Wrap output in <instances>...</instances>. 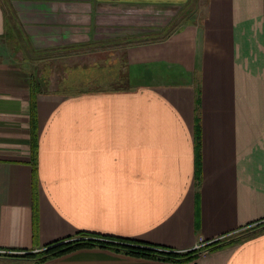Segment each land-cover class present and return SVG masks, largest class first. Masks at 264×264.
<instances>
[{
	"label": "crops",
	"instance_id": "crops-1",
	"mask_svg": "<svg viewBox=\"0 0 264 264\" xmlns=\"http://www.w3.org/2000/svg\"><path fill=\"white\" fill-rule=\"evenodd\" d=\"M254 4L0 0V264H264ZM53 68L68 75L52 89ZM77 240L96 241L45 262L7 256ZM201 243L217 245L186 260L122 248Z\"/></svg>",
	"mask_w": 264,
	"mask_h": 264
},
{
	"label": "trees",
	"instance_id": "trees-1",
	"mask_svg": "<svg viewBox=\"0 0 264 264\" xmlns=\"http://www.w3.org/2000/svg\"><path fill=\"white\" fill-rule=\"evenodd\" d=\"M194 2V0H193ZM193 14L194 10L191 11ZM191 14H188L185 18V22L189 21V17ZM172 30H168L167 33H171ZM38 88V84H36V81H33V86L31 89L32 92V99L34 100L36 98V95L38 93L37 91ZM196 104H197V109L199 107L200 104V92L197 95V100H196ZM34 120V119H33ZM89 241V242H88ZM96 240H77V241H69V242H64V243H60V244H54L52 246L47 247L45 250L40 251V252H23V253H17L15 255H7L8 258L11 259V262H30V261H36V262H45L53 257H57V256H61L64 255L66 253H69L73 250H76L78 248H82V247H86L89 245H93V243ZM103 242H106L105 240H101ZM100 244H102L101 242H99ZM120 245V244H119ZM213 247H215L217 244H212ZM123 249H126L127 251L131 252V253H135L138 255H143V256H152V257H162V258H167L170 260H186V259H195L199 257V252L198 250H194L191 252H187V253H173V252H166L164 250H162L161 252H154L152 249L149 248H144V247H137V246H130V245H123L122 247ZM210 248V247H209Z\"/></svg>",
	"mask_w": 264,
	"mask_h": 264
},
{
	"label": "rangeland",
	"instance_id": "rangeland-1",
	"mask_svg": "<svg viewBox=\"0 0 264 264\" xmlns=\"http://www.w3.org/2000/svg\"><path fill=\"white\" fill-rule=\"evenodd\" d=\"M204 2V4H205V1H203ZM203 4V3H202ZM202 5V8H201V10H202V16H201V18L202 19H205L206 17H207V6L206 5ZM255 9L256 10H262L263 9V0H255ZM195 8H197V1H196V4L195 5H192V7H191V10H193V9H195ZM197 13V12H196ZM195 15V13L194 14H192L190 17H189V21L191 20V18L193 17ZM195 19H198V13H197V15H196V17L195 18H193L191 21H194ZM257 20H262V19H264V18H256ZM182 22V20H180L179 22H177L176 24L177 25H179V23H181ZM183 23V22H182ZM259 34L260 35H264V27L263 28H260L259 29ZM252 48V47H251ZM68 69L70 70V68H71V65L69 64L68 66ZM43 68L41 67V70H42ZM69 70H68V72H69ZM46 71H47V69H46ZM48 72H49V70L45 73V75L46 76H48ZM57 72V73H56ZM70 73V72H69ZM71 74V73H70ZM57 75H58V77H57ZM64 76V78H67V72H66V69L65 70H62L61 69V71L60 70H58V71H56V70H54V68L52 69V71H50V74H49V78H50V82H48L49 83V87L51 88L52 87V89L53 88H55L56 86H57V84H59L62 80H61V76ZM51 77H52V79H51ZM78 77H80V79H79V82L80 81H83V80H81V79H83V78H86L87 77V75L86 74H83V75H78ZM48 78V79H49ZM130 78V77H129ZM71 80V79H70ZM129 81H130V79H129ZM122 84H124V82L122 83ZM125 85V84H124ZM199 252V251H198Z\"/></svg>",
	"mask_w": 264,
	"mask_h": 264
},
{
	"label": "built area",
	"instance_id": "built-area-1",
	"mask_svg": "<svg viewBox=\"0 0 264 264\" xmlns=\"http://www.w3.org/2000/svg\"><path fill=\"white\" fill-rule=\"evenodd\" d=\"M210 244H212V243H210ZM210 244H205V246H208V245H210ZM205 246H204L203 243H201V245H199V246L197 247L196 250L199 251V253H200L199 255H205V254L208 252V250H204V249H203Z\"/></svg>",
	"mask_w": 264,
	"mask_h": 264
}]
</instances>
